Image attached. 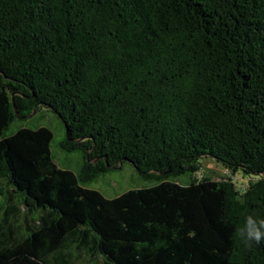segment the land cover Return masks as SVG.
<instances>
[{"label":"trees","instance_id":"trees-1","mask_svg":"<svg viewBox=\"0 0 264 264\" xmlns=\"http://www.w3.org/2000/svg\"><path fill=\"white\" fill-rule=\"evenodd\" d=\"M42 108L77 172L23 125ZM207 156L227 177L196 176ZM124 163L154 184L86 186ZM247 215L264 219V0H0V264H264L235 235Z\"/></svg>","mask_w":264,"mask_h":264},{"label":"rangeland","instance_id":"rangeland-1","mask_svg":"<svg viewBox=\"0 0 264 264\" xmlns=\"http://www.w3.org/2000/svg\"><path fill=\"white\" fill-rule=\"evenodd\" d=\"M23 125L29 127H48L53 133L50 146L53 154L55 153V162L74 172L78 171L80 161L78 160L77 153L66 152L58 146L63 137L62 123L52 111L42 108L24 120ZM16 128L17 122L15 121L9 128V131ZM200 163L201 169L196 173L197 177L207 175L212 179L218 180L228 175L227 170L222 164L212 157H203L200 159ZM237 179H239L238 176ZM152 184H154V182L140 178L131 164L124 163L120 169L100 175L98 179L89 182L86 186L99 190L106 197H113L131 187L150 186Z\"/></svg>","mask_w":264,"mask_h":264},{"label":"clouds","instance_id":"clouds-1","mask_svg":"<svg viewBox=\"0 0 264 264\" xmlns=\"http://www.w3.org/2000/svg\"><path fill=\"white\" fill-rule=\"evenodd\" d=\"M235 235L247 248H251L253 244L264 243V219L247 215L244 218L243 225L236 229Z\"/></svg>","mask_w":264,"mask_h":264}]
</instances>
